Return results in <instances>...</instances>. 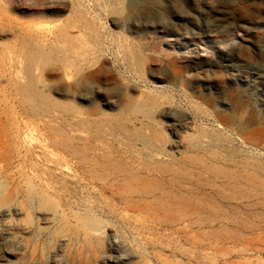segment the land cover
Returning a JSON list of instances; mask_svg holds the SVG:
<instances>
[{"label": "rangeland", "instance_id": "1", "mask_svg": "<svg viewBox=\"0 0 264 264\" xmlns=\"http://www.w3.org/2000/svg\"><path fill=\"white\" fill-rule=\"evenodd\" d=\"M263 101L264 0H0V264H264Z\"/></svg>", "mask_w": 264, "mask_h": 264}, {"label": "bare ground", "instance_id": "2", "mask_svg": "<svg viewBox=\"0 0 264 264\" xmlns=\"http://www.w3.org/2000/svg\"><path fill=\"white\" fill-rule=\"evenodd\" d=\"M262 100H263V99H262ZM262 105H264V101H263Z\"/></svg>", "mask_w": 264, "mask_h": 264}]
</instances>
